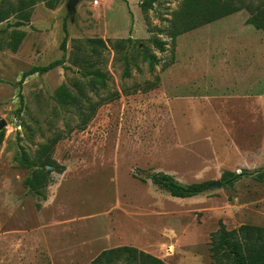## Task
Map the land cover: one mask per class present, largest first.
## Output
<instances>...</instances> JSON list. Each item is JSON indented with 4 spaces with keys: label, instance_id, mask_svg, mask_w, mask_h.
Wrapping results in <instances>:
<instances>
[{
    "label": "rangeland",
    "instance_id": "rangeland-1",
    "mask_svg": "<svg viewBox=\"0 0 264 264\" xmlns=\"http://www.w3.org/2000/svg\"><path fill=\"white\" fill-rule=\"evenodd\" d=\"M184 1L148 12L141 0L39 2L0 23V264H91L120 246L213 264L221 228L264 227V31L241 10L172 38ZM144 50L159 59L153 72ZM61 87L76 106L59 102ZM23 150L36 169L51 163L46 188L27 185ZM155 173L183 184L244 175L178 198Z\"/></svg>",
    "mask_w": 264,
    "mask_h": 264
},
{
    "label": "trees",
    "instance_id": "trees-1",
    "mask_svg": "<svg viewBox=\"0 0 264 264\" xmlns=\"http://www.w3.org/2000/svg\"><path fill=\"white\" fill-rule=\"evenodd\" d=\"M58 0H0V23L9 20L12 16H19L20 19H28L32 9L39 3L45 2L52 6ZM155 0H141V8L148 12L154 7ZM247 10L250 14L249 24L256 29L264 31V0L259 4H254L248 0H185L181 9L174 14L171 21L169 34L172 38L198 28L206 23L215 21L224 16ZM24 20L17 22L18 26L24 25ZM65 38L62 42V49L66 51L68 29L64 24ZM96 51L97 45L105 46L99 40H87ZM154 45L161 51H165V43L154 39ZM144 57L149 62L150 70L153 72L159 63L156 55L144 50ZM64 60L54 61L46 66H36L25 72L23 79L36 73H46L60 65ZM87 70L88 75L101 81L105 85L106 76L97 69ZM59 102L62 105H75L79 103V98L73 95L66 87H61L58 93ZM4 138V132H0V142ZM20 162L29 169L35 168L38 164L30 160L23 150ZM47 163V164H46ZM42 169H34L31 177L27 179V185L31 190L40 191L47 186L46 165H51L46 161L42 164ZM247 173V172H245ZM244 175V173H243ZM241 174H226L223 185L233 184ZM152 181L158 187L166 190L173 197L191 198L200 195L208 190L210 183L183 184L173 176L165 173H155ZM211 256L213 264H264V227L254 225H242L236 229L227 230L221 228L213 237L211 243ZM91 264H166L163 260L135 247L120 246L102 251Z\"/></svg>",
    "mask_w": 264,
    "mask_h": 264
},
{
    "label": "water",
    "instance_id": "water-1",
    "mask_svg": "<svg viewBox=\"0 0 264 264\" xmlns=\"http://www.w3.org/2000/svg\"><path fill=\"white\" fill-rule=\"evenodd\" d=\"M77 1L78 0H70V5L72 7H74ZM4 125H5V122H2L1 126H4ZM222 186H223L222 181L221 180H216L214 182H211L209 184L208 188L209 189H211V188H222Z\"/></svg>",
    "mask_w": 264,
    "mask_h": 264
},
{
    "label": "crops",
    "instance_id": "crops-1",
    "mask_svg": "<svg viewBox=\"0 0 264 264\" xmlns=\"http://www.w3.org/2000/svg\"><path fill=\"white\" fill-rule=\"evenodd\" d=\"M256 29V28H255Z\"/></svg>",
    "mask_w": 264,
    "mask_h": 264
}]
</instances>
